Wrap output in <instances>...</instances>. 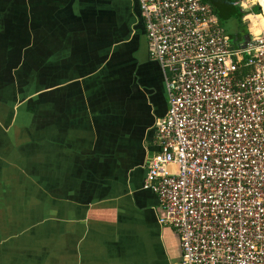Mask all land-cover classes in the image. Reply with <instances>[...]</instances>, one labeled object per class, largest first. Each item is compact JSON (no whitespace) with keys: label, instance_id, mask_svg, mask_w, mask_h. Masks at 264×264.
<instances>
[{"label":"crops","instance_id":"obj_1","mask_svg":"<svg viewBox=\"0 0 264 264\" xmlns=\"http://www.w3.org/2000/svg\"><path fill=\"white\" fill-rule=\"evenodd\" d=\"M137 15L147 37L137 0H0V111L32 115L0 131V264H182L144 188L169 101Z\"/></svg>","mask_w":264,"mask_h":264},{"label":"built area","instance_id":"obj_2","mask_svg":"<svg viewBox=\"0 0 264 264\" xmlns=\"http://www.w3.org/2000/svg\"><path fill=\"white\" fill-rule=\"evenodd\" d=\"M137 1L169 101L144 183L160 222L182 264H264V6L235 0L249 39L234 45L210 2Z\"/></svg>","mask_w":264,"mask_h":264},{"label":"rangeland","instance_id":"obj_3","mask_svg":"<svg viewBox=\"0 0 264 264\" xmlns=\"http://www.w3.org/2000/svg\"><path fill=\"white\" fill-rule=\"evenodd\" d=\"M224 23H225L226 31L229 34H234L236 32L237 30L236 23L232 18L225 17ZM261 24L264 25V20H262ZM131 30L132 31H130L126 35L128 37L133 36L130 41L131 44H148V40L142 28V22L140 21L139 15H137V23L134 27V30L133 28H131ZM0 100H1V96H0ZM26 100L29 99L27 98ZM26 102H24L23 98L17 97L15 101L13 99L9 101V105L7 106V109L0 111V126H1L0 131L1 133H3V135L13 132L12 130L15 131L13 135L15 134L16 136H19V138L20 136L23 135V132H25L26 129L17 130L16 128L14 129L11 128L10 125L14 124L15 122L17 123V121H23L24 123H26L31 120V116H32L31 114H27V112H25V114H21V112L25 110L24 109L25 107L23 108V106H25Z\"/></svg>","mask_w":264,"mask_h":264},{"label":"trees","instance_id":"obj_4","mask_svg":"<svg viewBox=\"0 0 264 264\" xmlns=\"http://www.w3.org/2000/svg\"><path fill=\"white\" fill-rule=\"evenodd\" d=\"M210 2L214 7L215 13L217 14L220 24L225 28L224 18H232L236 23V32L230 34L234 45H239L240 43L246 42L249 39V30L247 25L243 21L245 15L241 8L235 5V0H205ZM254 7V13L258 14L260 11H256ZM226 29V28H225Z\"/></svg>","mask_w":264,"mask_h":264},{"label":"bare ground","instance_id":"obj_5","mask_svg":"<svg viewBox=\"0 0 264 264\" xmlns=\"http://www.w3.org/2000/svg\"><path fill=\"white\" fill-rule=\"evenodd\" d=\"M261 4L264 6V1L263 0H261ZM257 18H259V17H257ZM257 18H254V19H257Z\"/></svg>","mask_w":264,"mask_h":264},{"label":"water","instance_id":"obj_6","mask_svg":"<svg viewBox=\"0 0 264 264\" xmlns=\"http://www.w3.org/2000/svg\"><path fill=\"white\" fill-rule=\"evenodd\" d=\"M264 1V0H263ZM261 10V8H256V11H260Z\"/></svg>","mask_w":264,"mask_h":264},{"label":"flooded vegetation","instance_id":"obj_7","mask_svg":"<svg viewBox=\"0 0 264 264\" xmlns=\"http://www.w3.org/2000/svg\"><path fill=\"white\" fill-rule=\"evenodd\" d=\"M146 29V28H145ZM148 44H149V42H148Z\"/></svg>","mask_w":264,"mask_h":264}]
</instances>
